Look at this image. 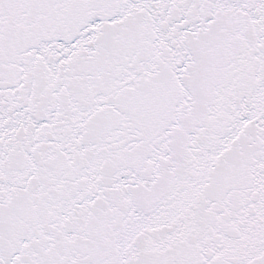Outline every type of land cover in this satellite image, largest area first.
Listing matches in <instances>:
<instances>
[{
	"label": "snow or ice",
	"instance_id": "snow-or-ice-1",
	"mask_svg": "<svg viewBox=\"0 0 264 264\" xmlns=\"http://www.w3.org/2000/svg\"><path fill=\"white\" fill-rule=\"evenodd\" d=\"M0 264H264V0H0Z\"/></svg>",
	"mask_w": 264,
	"mask_h": 264
}]
</instances>
